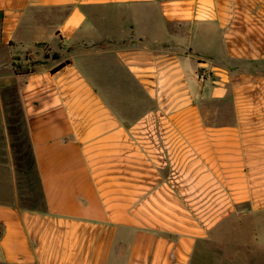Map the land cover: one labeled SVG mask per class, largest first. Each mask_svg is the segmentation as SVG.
<instances>
[{"label": "crops", "instance_id": "crops-1", "mask_svg": "<svg viewBox=\"0 0 264 264\" xmlns=\"http://www.w3.org/2000/svg\"><path fill=\"white\" fill-rule=\"evenodd\" d=\"M0 264H264V0H0Z\"/></svg>", "mask_w": 264, "mask_h": 264}, {"label": "rangeland", "instance_id": "rangeland-1", "mask_svg": "<svg viewBox=\"0 0 264 264\" xmlns=\"http://www.w3.org/2000/svg\"><path fill=\"white\" fill-rule=\"evenodd\" d=\"M49 54H51V56H56V53L53 52ZM18 119L16 117L15 121L11 123V136H9L8 141H6V145H8L11 150L9 159L12 160L16 182L23 195L22 203L30 206H38L41 204L42 200L40 185L30 152L31 149L28 143L25 123L23 118H20V121H18Z\"/></svg>", "mask_w": 264, "mask_h": 264}, {"label": "trees", "instance_id": "trees-1", "mask_svg": "<svg viewBox=\"0 0 264 264\" xmlns=\"http://www.w3.org/2000/svg\"><path fill=\"white\" fill-rule=\"evenodd\" d=\"M48 56V55H47ZM17 60L18 59H13V67H14V70H15V72L16 73H22V72H24L23 71V68L25 67L22 63H18L17 62ZM70 63V61L69 60H67V61H65L64 63H62V64H60L59 66H57L56 68H54V70L53 71H58V70H60L61 68H63L64 66H66L67 64H69ZM32 207L34 206H36V205H31Z\"/></svg>", "mask_w": 264, "mask_h": 264}, {"label": "built area", "instance_id": "built-area-1", "mask_svg": "<svg viewBox=\"0 0 264 264\" xmlns=\"http://www.w3.org/2000/svg\"><path fill=\"white\" fill-rule=\"evenodd\" d=\"M205 78H206V75H205V74H201V75H200V79H201V80H205Z\"/></svg>", "mask_w": 264, "mask_h": 264}]
</instances>
